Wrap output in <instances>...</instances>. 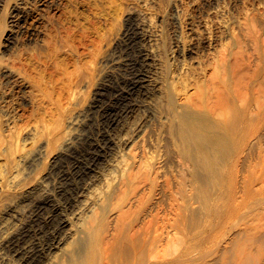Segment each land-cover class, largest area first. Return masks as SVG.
Returning a JSON list of instances; mask_svg holds the SVG:
<instances>
[{"label":"bare ground","instance_id":"6f19581e","mask_svg":"<svg viewBox=\"0 0 264 264\" xmlns=\"http://www.w3.org/2000/svg\"><path fill=\"white\" fill-rule=\"evenodd\" d=\"M15 2L0 33L17 28L7 54L0 53V157L9 165L0 192L13 188L19 173L10 165L25 159L27 142L39 146L33 161L76 146L68 162L54 160L62 183L41 199L43 221L9 241L4 264H198L185 250H199L224 223L246 220L248 200L254 232L263 229L264 11L245 7L232 21L209 8L186 20L181 48L191 62L166 71L154 87L144 22L131 23L121 45L124 77L98 88L90 106L96 121L76 137L74 111L124 0H91L89 14L65 17ZM151 96L155 124L136 136L123 132L135 101ZM171 244L178 253L166 258ZM210 253L199 251L204 264L217 260Z\"/></svg>","mask_w":264,"mask_h":264},{"label":"rangeland","instance_id":"374dc122","mask_svg":"<svg viewBox=\"0 0 264 264\" xmlns=\"http://www.w3.org/2000/svg\"><path fill=\"white\" fill-rule=\"evenodd\" d=\"M39 1L36 4L34 0H25V3H28L26 6L27 11L35 13L42 11L41 13H44V15L55 13L56 16L65 17V12L74 11L85 15L89 14L92 8L91 0H49L50 2L46 0L49 4L45 0ZM15 4V0H0V33L3 24L8 25L11 21V17L15 12ZM176 5L180 7L176 8ZM245 7H248V10L261 13L264 11V0H124L123 8L125 12L120 13L118 26L112 31L108 42L99 54L95 75L91 83L85 85L80 102L74 111V114L79 115L78 122L80 123L77 122L72 126L71 133L73 136L78 137L80 132L82 133L85 130L89 121H96L91 113L90 106L95 99L98 88H108L118 80L123 79L125 68L123 67L124 56L122 55L121 45L125 40L126 36L124 37V35L127 33L128 26L132 25L131 23L135 21L144 22L145 26L141 32V37H144L145 48L148 49L153 58V61H150L148 72L151 77L149 86L154 87L168 78L167 72L169 70L177 69L184 63L191 62L193 54L191 52L185 54L183 48H181L182 37L187 33L184 28L186 20L193 16L197 19L201 14H205L206 9L210 8L218 9L225 20L230 19L233 21L243 16V12L246 11ZM183 8H186L184 13L181 12ZM15 29L17 28L15 27ZM15 29L13 28V30ZM13 30L8 27L1 36L0 53L7 54L8 44L12 46V42H15V38L7 40L8 35L12 32L13 37H15ZM22 37L21 39L24 40L26 38L25 34ZM157 95L155 93V96ZM155 96H151L146 100L144 98L141 101H135V107L125 119L126 126L123 132L129 129L136 136L141 129L150 128L155 124L156 114L153 107H151L152 99ZM262 139L264 140L263 137ZM262 142L264 148V141ZM75 146L74 143L69 152H64L65 154H60L59 148H52L42 152L39 158L33 161L39 153V146L27 142L23 148L25 159L17 162V165H10L15 172L14 174H16V171L19 174L15 179L11 178L9 181L10 185L13 186L11 191L7 192L5 188L3 192H0V264H4L5 259L7 262V257L10 258L7 245L9 241L24 229L32 230L36 228L38 222L43 221V215L39 213L38 205L45 196L54 195L56 189L62 183L61 175L55 167L54 160L62 157L68 162L71 160V152L75 150ZM8 169L7 160L0 157V178ZM253 208L252 201H246L241 207V212H247L245 214L246 220L224 223L199 250L196 247L186 249L185 259L187 260L190 256L198 264H204L200 259L199 251L205 249L207 252L211 251L212 260L217 259L213 264H264V226L260 232H254L253 219H250L253 217ZM32 233L36 241H45V236L41 232L33 231ZM257 237L258 239L255 242ZM214 247L215 249H213ZM177 248L176 245L171 244L165 251L166 258L176 256L178 253ZM257 249L260 251L258 252Z\"/></svg>","mask_w":264,"mask_h":264}]
</instances>
